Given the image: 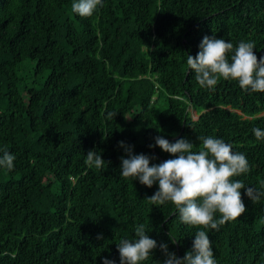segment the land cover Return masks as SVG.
<instances>
[{"label":"trees","instance_id":"obj_1","mask_svg":"<svg viewBox=\"0 0 264 264\" xmlns=\"http://www.w3.org/2000/svg\"><path fill=\"white\" fill-rule=\"evenodd\" d=\"M73 2L0 0V157L16 156L14 170L0 167V264H120L117 244L138 224L158 244L141 264H165L161 243L182 258L199 229L146 199L158 182L120 175L119 142L159 164L175 157L149 147L158 135L194 151L199 136L221 138L250 165L233 179L259 188L264 140L252 129L264 131V93L224 79L202 88L187 56L215 35L254 41L264 57V0H103L88 18ZM89 150L102 168L85 163ZM241 193L246 212L206 230L216 264H264V198Z\"/></svg>","mask_w":264,"mask_h":264},{"label":"clouds","instance_id":"obj_2","mask_svg":"<svg viewBox=\"0 0 264 264\" xmlns=\"http://www.w3.org/2000/svg\"><path fill=\"white\" fill-rule=\"evenodd\" d=\"M101 7L103 0H74L71 9L73 13L88 18ZM199 48L195 56H187V65L202 88L215 91L218 82L224 79L237 81L246 93H264V57H257L254 41H240L234 48L233 43L223 38L205 35ZM116 115V112H109L108 119ZM252 131L257 140H264V131L260 128ZM198 139L200 148L194 151L195 145L186 138L170 142L163 136H156L155 143L149 147L158 146L175 157L159 164H151L156 157L135 154L134 146L119 142L127 156L121 157L120 175L125 179L138 180L148 188L158 182V190L146 199L153 205L173 203L180 222L199 229L192 249L182 258L170 252L168 244L159 245L166 256L165 264H216L212 241L206 230L219 231L221 226L246 212L242 189H246V195L253 204L264 198V182L259 188H254L245 186L242 180L233 179L250 172L249 162L243 153L233 151V146L221 138L199 136ZM15 160L16 156L5 150L0 157V167L12 171ZM105 162L96 150H89L86 154L85 163L89 166L100 169ZM170 240L177 243L171 234ZM157 247V241L148 235L146 226L138 224L134 239L124 238L117 244L120 264H141ZM103 264L115 262L104 258Z\"/></svg>","mask_w":264,"mask_h":264},{"label":"rangeland","instance_id":"obj_3","mask_svg":"<svg viewBox=\"0 0 264 264\" xmlns=\"http://www.w3.org/2000/svg\"><path fill=\"white\" fill-rule=\"evenodd\" d=\"M192 111V115L193 117L195 118L197 115L195 114V111L194 110H191Z\"/></svg>","mask_w":264,"mask_h":264}]
</instances>
